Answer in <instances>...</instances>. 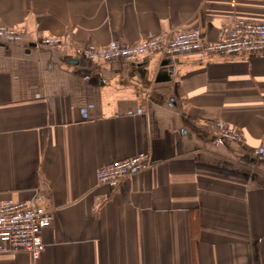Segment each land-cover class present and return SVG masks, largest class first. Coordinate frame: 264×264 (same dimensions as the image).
Returning <instances> with one entry per match:
<instances>
[{"label":"crops","instance_id":"crops-1","mask_svg":"<svg viewBox=\"0 0 264 264\" xmlns=\"http://www.w3.org/2000/svg\"><path fill=\"white\" fill-rule=\"evenodd\" d=\"M232 18L264 21V0H0L24 33L0 37V202L54 211L39 258L0 251V264H264V52L82 53L193 29L215 42ZM43 33L73 44L50 50ZM141 155L151 169L98 184Z\"/></svg>","mask_w":264,"mask_h":264},{"label":"built area","instance_id":"built-area-1","mask_svg":"<svg viewBox=\"0 0 264 264\" xmlns=\"http://www.w3.org/2000/svg\"><path fill=\"white\" fill-rule=\"evenodd\" d=\"M0 37L9 43L21 42L24 33L5 26L0 21ZM41 46L50 50L66 48L73 44L71 36L54 37L42 34ZM264 52V21H250L232 18L226 29L215 42L206 41L199 29L178 31L170 37L153 36L134 44L112 43L108 46L88 44L82 48L87 60L110 62L126 60L137 63L151 53L164 57H180L191 53L216 55L219 57H235L253 55ZM215 129L223 139L243 143L240 132L227 128L216 121ZM257 159L264 162V141L254 151ZM148 156H136L124 161H116L100 168L97 182L100 186L117 188L121 181L151 169ZM54 221V211L48 204L36 202H0V251L27 253L39 258L45 250L44 232Z\"/></svg>","mask_w":264,"mask_h":264}]
</instances>
